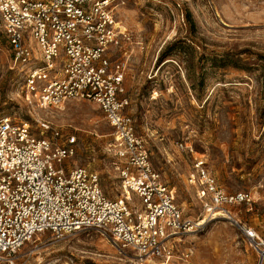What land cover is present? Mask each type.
I'll use <instances>...</instances> for the list:
<instances>
[{
    "label": "rangeland",
    "instance_id": "1",
    "mask_svg": "<svg viewBox=\"0 0 264 264\" xmlns=\"http://www.w3.org/2000/svg\"><path fill=\"white\" fill-rule=\"evenodd\" d=\"M113 12L132 36L131 46L113 50L127 57L123 113L147 150L151 166L173 190L183 215L203 218L208 197L187 182L193 159L202 158L227 193L244 192L249 203L226 206L231 219L205 221L181 238L187 262L259 264L240 230L264 239V9L256 0H121ZM124 60V58H122ZM22 76L12 67L0 19V118L35 124L42 119L76 136L70 163L95 171L105 196H120L115 159L106 145L113 128L90 101L62 110L31 108L21 93ZM21 264H146L110 237L89 229L54 239L32 238L18 250ZM148 264V263H147ZM149 264H159L151 260Z\"/></svg>",
    "mask_w": 264,
    "mask_h": 264
},
{
    "label": "built area",
    "instance_id": "2",
    "mask_svg": "<svg viewBox=\"0 0 264 264\" xmlns=\"http://www.w3.org/2000/svg\"><path fill=\"white\" fill-rule=\"evenodd\" d=\"M120 1L0 0L25 102L39 110L93 102L114 130L105 151L115 159L121 191L109 199L95 171L70 163L77 151L74 134L42 119L30 124L0 118V264H21L18 250L38 235L60 239L89 229L107 234L114 246L139 259L187 262L192 249L180 248L183 236L201 229L203 220L231 219L226 206L250 202L248 193L225 192L204 160L195 158L187 182L208 197L201 202L203 218L183 215L174 203L173 190L151 166L132 119L123 113L126 51L116 60L111 53L131 46L132 36L113 12ZM256 1L264 9V0ZM240 230L262 264L264 239L253 228Z\"/></svg>",
    "mask_w": 264,
    "mask_h": 264
},
{
    "label": "bare ground",
    "instance_id": "3",
    "mask_svg": "<svg viewBox=\"0 0 264 264\" xmlns=\"http://www.w3.org/2000/svg\"><path fill=\"white\" fill-rule=\"evenodd\" d=\"M205 221H206V220H203V221L200 223V225H203V224L205 223ZM144 261H145L146 264H147V263H148V264L150 263V260H144ZM262 264H264V262H263Z\"/></svg>",
    "mask_w": 264,
    "mask_h": 264
}]
</instances>
